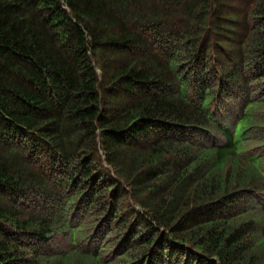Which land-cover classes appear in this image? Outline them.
I'll return each mask as SVG.
<instances>
[{
    "label": "trees",
    "instance_id": "16d2710c",
    "mask_svg": "<svg viewBox=\"0 0 264 264\" xmlns=\"http://www.w3.org/2000/svg\"><path fill=\"white\" fill-rule=\"evenodd\" d=\"M0 264H264V0H0Z\"/></svg>",
    "mask_w": 264,
    "mask_h": 264
}]
</instances>
